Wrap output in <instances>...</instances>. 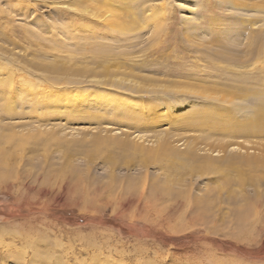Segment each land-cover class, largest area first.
I'll return each mask as SVG.
<instances>
[{"label":"rangeland","instance_id":"rangeland-1","mask_svg":"<svg viewBox=\"0 0 264 264\" xmlns=\"http://www.w3.org/2000/svg\"><path fill=\"white\" fill-rule=\"evenodd\" d=\"M0 264H264V0H0Z\"/></svg>","mask_w":264,"mask_h":264},{"label":"bare ground","instance_id":"bare-ground-1","mask_svg":"<svg viewBox=\"0 0 264 264\" xmlns=\"http://www.w3.org/2000/svg\"><path fill=\"white\" fill-rule=\"evenodd\" d=\"M173 154H175V153H173ZM176 155H177V154H176ZM82 197H86V196H84V194H83ZM87 197H88V196H87ZM89 200H91V199H89ZM89 200H88V201H89ZM88 201H87V202H88ZM90 202H91V201H90ZM90 202H89V203H90Z\"/></svg>","mask_w":264,"mask_h":264}]
</instances>
